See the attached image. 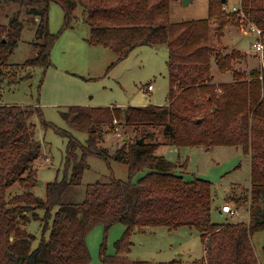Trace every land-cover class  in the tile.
I'll use <instances>...</instances> for the list:
<instances>
[{"label":"trees","instance_id":"16d2710c","mask_svg":"<svg viewBox=\"0 0 264 264\" xmlns=\"http://www.w3.org/2000/svg\"><path fill=\"white\" fill-rule=\"evenodd\" d=\"M8 1L30 5L28 11L39 16V23L35 53L21 62L8 61L21 36V22L14 16L7 24L0 23V81L18 82L30 77L35 67L50 65L60 31L49 29L48 12L51 2H57L65 11L62 29L70 26L74 8L83 5L90 26L86 40L116 54L108 69L138 45L166 43L171 86L170 98L163 104L69 105L63 112L69 129L58 131L67 137L65 163L71 173L45 182L44 199L31 190L39 180L37 162L42 157L31 117L36 113L41 118L40 108L0 102V264H88L89 230L99 223L106 230L117 222L124 225V231L114 242L115 253H105L104 241L100 245L101 258L113 264H264L252 243V234L264 230V52L261 66L245 76L232 67V58L242 56L240 50L222 53L213 46L212 20L217 23L216 32L222 34L236 13L225 12L228 0H208L207 17L181 21H170V0ZM239 1L248 19L264 34V0ZM213 55L220 71L232 70V80L215 83L210 73ZM115 121L134 125L139 134H124L110 154L101 142ZM155 126L162 128L164 140H152ZM71 130L85 131V143L72 136ZM140 137L143 142H136ZM199 144L240 145L250 154L248 194L243 199H226L238 206L249 201L247 221H213L212 182L203 177L186 179L179 172L186 162L166 155L169 146ZM89 154L127 164L128 178L111 176L109 181L88 183L81 201L65 200L66 191L80 184ZM139 172L144 174L134 180ZM14 185L23 189L13 192ZM217 208L221 210V205ZM37 209L44 211L42 217ZM39 217L42 233L34 246L36 237L25 225ZM155 225L195 227L203 242V257L190 262L129 259L125 254L131 248L132 233Z\"/></svg>","mask_w":264,"mask_h":264},{"label":"rangeland","instance_id":"374dc122","mask_svg":"<svg viewBox=\"0 0 264 264\" xmlns=\"http://www.w3.org/2000/svg\"><path fill=\"white\" fill-rule=\"evenodd\" d=\"M83 3L87 0H81ZM170 21H181L207 17L209 13L208 0H170ZM238 0H228L224 6L225 12ZM30 5L22 6L16 1L0 0V23L7 24L17 16L22 24L21 36L17 46L8 57L9 62H21L35 53L33 41L39 23V16L28 11ZM231 11V10H230ZM83 5L78 4L71 13L70 26L62 29L65 11L57 2H51L48 12L49 29L59 35L51 49V63L45 69L37 66L30 77L18 82L0 81V102L8 104L34 105L40 108L41 118L34 113L31 121L34 123L35 137L42 145V157L37 162L38 182L31 190L40 198L46 195L45 182L55 178L69 177L71 170L66 167L65 150L67 137L58 128L69 129L63 112L69 110V105H145L148 103L163 104L169 100L170 77L166 43L142 44L134 47L127 56L108 66L116 58L115 52L103 45L89 44L85 40L90 26L85 20ZM240 20L235 13L229 17L222 34L216 31L217 23L211 22L210 41L222 53H231L232 49L240 50L242 56L232 58V67L240 66L246 74L261 66L259 54L253 47L256 34H247L239 29ZM62 29V30H61ZM256 51L257 55H253ZM230 71V70H227ZM232 71V70H231ZM220 71L215 56L211 58L210 73L212 79L229 76L230 73ZM231 76V74H230ZM246 76V75H245ZM152 88H148L149 85ZM114 129L104 134L102 145L108 147L112 154L122 143L124 134L134 137L139 134L134 125H126L115 121ZM152 140H164L163 130L155 126ZM72 136L85 143V131L71 130ZM166 155L179 157L186 162V167L180 171L186 179L203 177L213 184V201L211 218L215 222L225 220L247 221L249 201H243L240 206L229 197H241L248 194L250 182V154L240 145L215 144L169 146ZM88 164L83 172L81 182L71 186L64 194V199L78 202L84 198L85 188L94 181H109L111 176L126 180L128 178L127 164L111 157H101L95 154L86 156ZM144 172H139L132 178L136 180ZM42 181V182H41ZM23 187L14 185L11 191H20ZM248 200V199H247ZM230 204L236 209L234 214L219 212L217 206ZM57 206L52 208V213ZM40 217L42 209H37ZM31 219L26 225L27 231L35 235V246L42 233V221ZM49 223L51 219H48ZM124 225L114 223L105 230L103 224H96L87 233V247L90 254L88 264H113L103 260L100 255V245L104 241L105 253H115L114 242L122 235ZM132 245L125 255L129 259L161 262L179 259L190 262L203 257L204 248L199 231L193 226L168 228L165 225L147 226L143 231H135L131 235ZM264 230L252 234V243L259 262L264 263Z\"/></svg>","mask_w":264,"mask_h":264},{"label":"built area","instance_id":"2783aa9c","mask_svg":"<svg viewBox=\"0 0 264 264\" xmlns=\"http://www.w3.org/2000/svg\"><path fill=\"white\" fill-rule=\"evenodd\" d=\"M231 11H235L238 14V19L240 20L239 29L243 33H248L249 31H252L256 34L255 40L253 42V47L259 54V57L263 59V52H264V34L263 30L258 27L255 23H253L251 20L248 19L244 11L241 9V6L238 4H234L231 6ZM153 86L150 84L148 88H152ZM221 211L228 213V214H234L236 212V209L233 208L230 204H223L221 206Z\"/></svg>","mask_w":264,"mask_h":264},{"label":"crops","instance_id":"0c3cea01","mask_svg":"<svg viewBox=\"0 0 264 264\" xmlns=\"http://www.w3.org/2000/svg\"><path fill=\"white\" fill-rule=\"evenodd\" d=\"M89 32H90V29H89ZM89 32H88V34H87V36L89 35ZM87 36H85V38H87ZM86 40V39H85ZM88 42V41H87ZM89 43V42H88ZM90 44V43H89ZM253 55H257L256 54V51L255 52H253ZM260 61H261V59H260ZM239 66H240V63L238 64ZM234 67V69H237V70H239V71H243L244 69L242 68V67ZM245 71V70H244ZM224 73H230L231 74V76H230V74H229V76H225V77H222V78H220V79H216V80H214L215 81V83H219V82H222V81H230V80H232V78H233V72L230 70V71H226V72H224ZM245 73V72H244ZM245 75H248V74H246L245 73ZM220 211V210H219Z\"/></svg>","mask_w":264,"mask_h":264},{"label":"water","instance_id":"95a60500","mask_svg":"<svg viewBox=\"0 0 264 264\" xmlns=\"http://www.w3.org/2000/svg\"><path fill=\"white\" fill-rule=\"evenodd\" d=\"M222 1L225 2L226 0H222ZM198 120H200V119H198ZM143 140H144V138L140 137V138L136 139V142L141 143V142H143ZM219 212L221 213V210Z\"/></svg>","mask_w":264,"mask_h":264}]
</instances>
